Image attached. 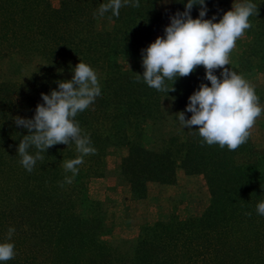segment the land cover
Here are the masks:
<instances>
[{
  "label": "trees",
  "instance_id": "obj_1",
  "mask_svg": "<svg viewBox=\"0 0 264 264\" xmlns=\"http://www.w3.org/2000/svg\"><path fill=\"white\" fill-rule=\"evenodd\" d=\"M158 1L122 7L119 17L111 19L115 29L102 31L96 28L94 13L107 0H61L56 7L49 0H0V51L42 62L26 82L0 81V242L7 240L10 227L15 228L8 241L14 244L15 256L0 264H264V216L256 212L257 203L264 201V173L251 166L249 143L229 151L202 146L194 135L190 143L169 139L174 146L153 151L131 140L132 133L140 136L142 131L133 125L159 115L163 92L148 87L143 73L139 82L129 77L128 84L115 62L120 54L142 56L154 34L165 28L167 15ZM186 3L171 0L172 15L183 12ZM205 4L212 13L218 1ZM199 10L200 5L193 6L192 18L199 17ZM219 19L216 16L215 22ZM80 61L106 69L105 88L75 118L96 153L84 157L73 182L61 187L65 177L72 176L64 162L78 156L74 142L49 148L29 173L17 154L28 131L17 127L15 119L33 118L36 106L43 103L41 93L58 90L63 73ZM108 116L106 135L94 125ZM111 146L127 149L120 172L134 190H145L150 181L173 183L180 166L188 175L204 176L209 203L200 215H174L166 223L144 225L124 251L99 240L95 232L101 226L93 223L95 218L79 215L70 196L81 178L95 174L99 162L92 159L98 161ZM28 151L34 155L37 150ZM249 211L250 217L245 215Z\"/></svg>",
  "mask_w": 264,
  "mask_h": 264
},
{
  "label": "clouds",
  "instance_id": "obj_2",
  "mask_svg": "<svg viewBox=\"0 0 264 264\" xmlns=\"http://www.w3.org/2000/svg\"><path fill=\"white\" fill-rule=\"evenodd\" d=\"M167 2V0H166ZM200 5L199 17L192 18L194 5ZM125 6L139 8V0H107L100 4L94 16L103 18L109 11L119 17L120 9ZM208 9L205 0H187L185 10L176 12L170 17V24L165 28V35L157 37L147 48L142 49V78L146 85L157 91H175L165 81H176L187 77L197 67L205 69V79L210 85L201 83L199 89L189 96L186 111L191 113L185 118L184 112H178L177 118L182 127L192 129L196 126L201 144L218 145L221 149L237 150L248 142L256 121L261 117L264 108L254 86L243 75L225 67L230 64V54L236 47V41L244 36L245 31L253 25L249 18L258 15V7L251 0L233 4L222 18L216 21L214 15L205 19ZM217 69H223L218 78ZM141 75H137L139 82ZM58 90L50 94L41 93L42 104H38L31 119L16 117L17 127L27 129L17 148L19 163L29 173L37 161H43L49 148L57 144L69 145L74 142L78 156L64 162L66 176L61 182L71 184L78 174V166L84 163V157L94 155L90 137L82 134L75 120L78 113L89 108L101 94L97 73L86 63L79 62L73 69L70 80L57 81ZM196 134V133H194ZM34 147L35 154L29 153ZM256 212L264 216V201L257 203ZM246 216L252 213L245 212ZM15 228L10 227L7 240L0 242V262L12 260L15 256L11 240Z\"/></svg>",
  "mask_w": 264,
  "mask_h": 264
},
{
  "label": "rangeland",
  "instance_id": "obj_3",
  "mask_svg": "<svg viewBox=\"0 0 264 264\" xmlns=\"http://www.w3.org/2000/svg\"><path fill=\"white\" fill-rule=\"evenodd\" d=\"M61 0H49L55 7ZM216 10L212 13L222 18L226 11L232 9L233 4L241 3L243 0H217ZM258 7V15L249 18L253 25L245 31L243 37L236 41V47L230 54V64L225 67L234 70L237 74L243 75L255 88L259 97V103L264 108V0H251ZM171 0H159L158 7L166 13L167 21L165 28L170 24L172 12L170 10ZM116 23L106 18H97L96 28L102 31H113ZM165 28L153 36V41L157 37L165 35ZM257 49H260L259 52ZM42 64L41 58L34 57L26 59L15 53L0 51V81L26 82L31 74ZM116 68L125 73L126 77H137L142 74V56L131 57L120 54L116 57ZM98 76L101 90L105 88L106 69L91 67ZM223 69H217L215 75L218 78ZM73 70L63 73V80H70ZM132 82L129 78L128 84ZM201 83L210 85V81L205 79V69L203 66L187 77L177 78L173 81H165L167 87L175 88V91L163 92L160 98L159 115L147 118L146 121L133 125L136 129H141L140 136L132 133L131 140L139 142L140 145L153 151L165 150L166 147L174 146L169 139H175L177 143H190L194 135L197 141L201 142L196 126L192 129L181 126L178 112H184L185 118H190L191 113L186 111L189 103V96L199 89ZM153 95H159L158 93ZM110 116L96 123L94 127L104 130L110 126ZM133 127H128L132 130ZM129 131V130H128ZM135 131V130H132ZM137 131V130H136ZM131 132V131H129ZM128 132V133H129ZM196 133V134H194ZM199 141V142H198ZM169 143V144H168ZM250 162L254 170L264 173V112L257 119L252 134L248 140ZM214 146V145H212ZM248 152V151H247ZM127 153L125 147L108 148L97 163L95 174H90L80 179L70 198L77 213L88 219L95 218L93 223H99L101 228L95 232V236L109 243L118 250L124 251L132 245L143 226H151L156 222H168L171 216L178 215L181 218L200 215L209 203L210 194L207 189L204 176L200 173L188 175L180 166L175 168L176 179L173 183H163L157 181L147 182L144 189L134 190L125 178V172H120L121 157ZM183 159L181 154L177 163ZM135 194V195H134ZM66 199L68 197L65 195Z\"/></svg>",
  "mask_w": 264,
  "mask_h": 264
}]
</instances>
